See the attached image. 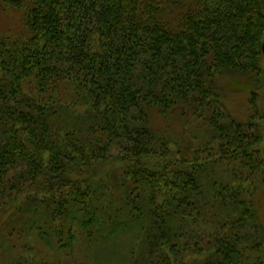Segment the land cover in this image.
Wrapping results in <instances>:
<instances>
[{
  "label": "trees",
  "instance_id": "obj_1",
  "mask_svg": "<svg viewBox=\"0 0 264 264\" xmlns=\"http://www.w3.org/2000/svg\"><path fill=\"white\" fill-rule=\"evenodd\" d=\"M4 1L6 264H264L263 134L222 85L257 107L264 0Z\"/></svg>",
  "mask_w": 264,
  "mask_h": 264
},
{
  "label": "rangeland",
  "instance_id": "obj_2",
  "mask_svg": "<svg viewBox=\"0 0 264 264\" xmlns=\"http://www.w3.org/2000/svg\"><path fill=\"white\" fill-rule=\"evenodd\" d=\"M0 27L3 31L13 34L20 35L25 34L29 35V30L24 24L23 13L19 10L14 9L13 7L7 5L4 0H0ZM262 67L264 71V55L262 58ZM264 82V79H263ZM222 85L224 86L225 93V103L228 111L237 119L247 121L248 119H253L257 125L260 127L261 134H263V140L259 144L261 149H264V89L261 93L257 94L255 108L252 104V88L254 85L251 81L247 79L245 75H236L234 73L227 74L225 78L222 79ZM252 86V88H251ZM254 89V88H253ZM121 162H114L110 166H120ZM253 199L256 203V206L259 209V214L264 217V189L259 186L257 191L253 195ZM3 220L0 221V241L2 236H4L5 231L3 230ZM9 229H6L9 232ZM26 232V230H25ZM5 237V236H4ZM9 241V240H8ZM5 244L8 246L10 242H14L16 245H19L17 237H14V240ZM11 247V246H8ZM119 245L116 246L117 250ZM19 252V247L17 246L16 252L11 250V256L16 257ZM5 251L1 248L0 244V264H6L5 261ZM124 259V251L120 255V259ZM91 262V260H90ZM123 262V261H121ZM115 264V263H114Z\"/></svg>",
  "mask_w": 264,
  "mask_h": 264
},
{
  "label": "flooded vegetation",
  "instance_id": "obj_3",
  "mask_svg": "<svg viewBox=\"0 0 264 264\" xmlns=\"http://www.w3.org/2000/svg\"><path fill=\"white\" fill-rule=\"evenodd\" d=\"M264 53V52H263ZM264 55V54H263ZM263 96H264V94H263Z\"/></svg>",
  "mask_w": 264,
  "mask_h": 264
}]
</instances>
